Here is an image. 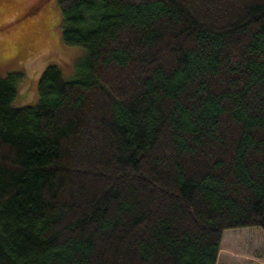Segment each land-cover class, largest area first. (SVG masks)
<instances>
[{
    "label": "trees",
    "instance_id": "1",
    "mask_svg": "<svg viewBox=\"0 0 264 264\" xmlns=\"http://www.w3.org/2000/svg\"><path fill=\"white\" fill-rule=\"evenodd\" d=\"M72 80L0 77V264H216L264 232V0H58Z\"/></svg>",
    "mask_w": 264,
    "mask_h": 264
},
{
    "label": "rangeland",
    "instance_id": "2",
    "mask_svg": "<svg viewBox=\"0 0 264 264\" xmlns=\"http://www.w3.org/2000/svg\"><path fill=\"white\" fill-rule=\"evenodd\" d=\"M84 55L81 47L62 42L58 0H0V77L20 74L14 107L37 103L38 80L47 65L72 80ZM216 264H264V232L224 230Z\"/></svg>",
    "mask_w": 264,
    "mask_h": 264
}]
</instances>
